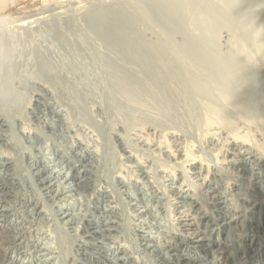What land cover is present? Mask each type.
<instances>
[{"label": "bare ground", "instance_id": "6f19581e", "mask_svg": "<svg viewBox=\"0 0 264 264\" xmlns=\"http://www.w3.org/2000/svg\"><path fill=\"white\" fill-rule=\"evenodd\" d=\"M208 1L0 15V264H264V0Z\"/></svg>", "mask_w": 264, "mask_h": 264}, {"label": "rangeland", "instance_id": "374dc122", "mask_svg": "<svg viewBox=\"0 0 264 264\" xmlns=\"http://www.w3.org/2000/svg\"><path fill=\"white\" fill-rule=\"evenodd\" d=\"M54 1H58V2H55ZM60 1V2H59ZM68 1H71V0H48V1H43V0H0V15L2 14H8V13H12V15H16V16H24L28 10L30 9H42L43 7L47 6V7H52L53 5H59V4H63V3H67ZM134 1L135 3L137 2L138 5L141 6V1L142 0H132ZM233 3L236 5V3L238 4L236 8H231V7H228V10L230 13H235L237 12V10H241L239 7H242V0H232ZM253 2H256V1H259V0H252ZM179 2L180 4V0H172V5H176V3ZM57 3V4H56ZM86 1H83V2H80L78 3V6H83L85 5ZM182 4L184 3V8L182 7L183 10H185L186 8H189L192 9L193 11H198L200 10L202 12L201 14V20H200V23L203 24L205 22V15H218V16H222V11L219 7L217 6H214L213 4H211L208 0H182L181 2ZM68 4V3H67ZM239 6V7H238ZM68 7V6H67ZM108 6H106L107 8ZM148 20L149 22L155 26L156 28L158 27H163L165 26L166 24H162L161 21L159 22H156L154 21L153 19L149 18L148 17ZM225 20V18L223 17H219V24L222 25V22ZM169 25L174 23V20H170V19H166L165 20ZM147 23V21H146ZM219 24H217L215 26L216 27H219ZM165 45H167V42H165ZM245 109V108H243ZM260 112V111H259ZM260 115V119L263 117L262 114H259ZM262 116V117H261ZM264 119V118H263ZM260 120L261 121H263ZM264 122V121H263ZM262 122V123H263ZM205 227L199 229V230H204ZM90 250H93V249H90ZM98 251V250H97Z\"/></svg>", "mask_w": 264, "mask_h": 264}]
</instances>
